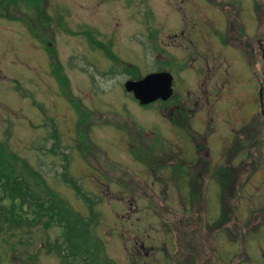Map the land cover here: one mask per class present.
Masks as SVG:
<instances>
[{
    "label": "rangeland",
    "instance_id": "374dc122",
    "mask_svg": "<svg viewBox=\"0 0 264 264\" xmlns=\"http://www.w3.org/2000/svg\"><path fill=\"white\" fill-rule=\"evenodd\" d=\"M4 164L66 223H0V264H264V0H0Z\"/></svg>",
    "mask_w": 264,
    "mask_h": 264
},
{
    "label": "trees",
    "instance_id": "16d2710c",
    "mask_svg": "<svg viewBox=\"0 0 264 264\" xmlns=\"http://www.w3.org/2000/svg\"><path fill=\"white\" fill-rule=\"evenodd\" d=\"M184 119V117H183ZM181 120V124L184 122V120ZM185 124V122H184ZM153 145V144H152ZM204 145V144H203ZM201 145L200 149L204 148V146ZM16 176L15 174V168L10 166L9 164H4L0 167V179H7V178H11V181L13 180V178ZM193 184V181H189V186ZM18 188V186H17ZM18 192H3L1 190L0 192V223H4L5 221L11 220L13 222H15L17 224V226H20L18 228H21V224L23 223H28V224H35L36 221L35 219L37 217H40L41 215L43 216H48L52 221L53 218H56V220H58V213L61 212L60 206H59V199L55 200V198H53L52 196H49L48 198H43V199H39L37 197V195H35L31 191V189H29L28 192H25L22 189H18ZM195 191L194 188L192 189L191 197H195ZM21 197L23 202L19 201V203H15L14 201H12V199L16 198V197ZM4 198H9L10 201L8 203H5L3 200ZM29 203V206L32 205V207H34L36 210H34L33 216H36L35 218L33 217H28V210L29 207H25L24 204L27 206V204ZM4 210L7 211V215H4ZM51 221V222H52ZM66 221H62V220H58V224L59 226H63L65 225ZM39 224V223H36ZM51 224V223H50ZM1 228H3V225L0 226ZM75 246L76 249H78L77 244H73ZM134 263V262H133Z\"/></svg>",
    "mask_w": 264,
    "mask_h": 264
},
{
    "label": "water",
    "instance_id": "95a60500",
    "mask_svg": "<svg viewBox=\"0 0 264 264\" xmlns=\"http://www.w3.org/2000/svg\"><path fill=\"white\" fill-rule=\"evenodd\" d=\"M173 75L167 71L153 72L139 80H129L125 87L134 92L142 104L167 100L173 93Z\"/></svg>",
    "mask_w": 264,
    "mask_h": 264
},
{
    "label": "flooded vegetation",
    "instance_id": "af4514ba",
    "mask_svg": "<svg viewBox=\"0 0 264 264\" xmlns=\"http://www.w3.org/2000/svg\"><path fill=\"white\" fill-rule=\"evenodd\" d=\"M90 33V32H89ZM88 35V34H87ZM89 36H90V38L91 37H93L92 35H91V33L89 34ZM86 40H87V45H88V36H87V38H86ZM52 41L54 42V40H53V38H52ZM53 42H51V41H48L47 43L49 44V45H53ZM91 43H92V39H91ZM92 45L94 46V47H96V48H98L99 49V51H100V55H105V53L104 52H107L106 50H104V48L106 47V45L104 44V43H102V42H95V43H92ZM104 51V52H103ZM108 53V52H107ZM87 59V58H86ZM87 61V60H86ZM61 62H62V60L60 61V63H59V65H60V68L61 67H64V66H62L61 65ZM88 62V61H87ZM132 79V78H131ZM174 86H176V82H175V79H174V76H173V84H172V87H173V93H172V96L174 95ZM202 93H203V91H202ZM204 94V93H203ZM171 96V97H172ZM170 97V98H171ZM169 98V99H170ZM177 98H178V101H175V102H172V103H170V104H168V108H169V116H175V114L177 113L179 116L178 117H172L171 118V122H172V124H176V125H180V126H182V124L180 123V120H182L183 119V116H184V114H185V112L187 111V109H188V105H190L186 100H184L183 98H182V96H177ZM203 98H204V96H202V94H201V92L199 93V95H198V98H196L195 97V99H194V104L195 105H199V103H202V102H204V100H203ZM168 99V100H169ZM171 100V99H170ZM207 100L209 101L210 100V98L208 97L207 98ZM187 103H186V102ZM166 102H167V100H166ZM187 105V106H186ZM184 120V119H183ZM88 138V137H87ZM88 144H92L90 141H88V143H87V145ZM202 149H204V148H202ZM202 162H203V160L202 159H200V161L198 162V165H200V164H202ZM142 191V190H141Z\"/></svg>",
    "mask_w": 264,
    "mask_h": 264
}]
</instances>
